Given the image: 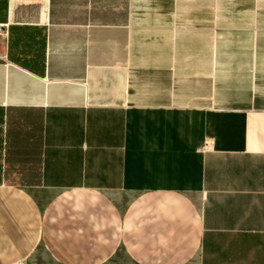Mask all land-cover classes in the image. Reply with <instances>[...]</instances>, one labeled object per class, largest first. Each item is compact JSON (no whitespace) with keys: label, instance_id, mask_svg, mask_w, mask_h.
Wrapping results in <instances>:
<instances>
[{"label":"crops","instance_id":"obj_1","mask_svg":"<svg viewBox=\"0 0 264 264\" xmlns=\"http://www.w3.org/2000/svg\"><path fill=\"white\" fill-rule=\"evenodd\" d=\"M0 264H264V0H0Z\"/></svg>","mask_w":264,"mask_h":264},{"label":"built area","instance_id":"obj_2","mask_svg":"<svg viewBox=\"0 0 264 264\" xmlns=\"http://www.w3.org/2000/svg\"><path fill=\"white\" fill-rule=\"evenodd\" d=\"M6 25H0V33H3L4 29H5ZM19 264H24V262H21Z\"/></svg>","mask_w":264,"mask_h":264}]
</instances>
